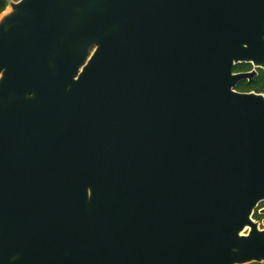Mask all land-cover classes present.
Here are the masks:
<instances>
[{
	"label": "water",
	"instance_id": "water-1",
	"mask_svg": "<svg viewBox=\"0 0 264 264\" xmlns=\"http://www.w3.org/2000/svg\"><path fill=\"white\" fill-rule=\"evenodd\" d=\"M6 7L0 264L264 263V0Z\"/></svg>",
	"mask_w": 264,
	"mask_h": 264
},
{
	"label": "trees",
	"instance_id": "trees-1",
	"mask_svg": "<svg viewBox=\"0 0 264 264\" xmlns=\"http://www.w3.org/2000/svg\"><path fill=\"white\" fill-rule=\"evenodd\" d=\"M7 4V0H0V12H2ZM252 66L251 64H237L234 66L233 70L236 72L239 71H247V70H251ZM242 86H246L248 89H240ZM236 90L238 91H243V92H250V91H254L257 93H264V69H258V74L256 75V77L254 78V80L252 82H248V81H241L237 86H236ZM261 206H258V208L255 210L254 214H253V218L256 220H260L264 217V215L260 214L258 212V209Z\"/></svg>",
	"mask_w": 264,
	"mask_h": 264
},
{
	"label": "rangeland",
	"instance_id": "rangeland-1",
	"mask_svg": "<svg viewBox=\"0 0 264 264\" xmlns=\"http://www.w3.org/2000/svg\"><path fill=\"white\" fill-rule=\"evenodd\" d=\"M7 8V7H6ZM6 10V9H5ZM240 89H248L246 86H242ZM259 206H261L260 208H262V207H264V201L263 202H261L260 204H259ZM264 218V217H263ZM256 220V219H255ZM259 221V227L260 228H263L264 227V225L262 224V219H260V220H258ZM244 232H247V230H245ZM256 264H264L263 262H259V263H256Z\"/></svg>",
	"mask_w": 264,
	"mask_h": 264
},
{
	"label": "flooded vegetation",
	"instance_id": "flooded-vegetation-1",
	"mask_svg": "<svg viewBox=\"0 0 264 264\" xmlns=\"http://www.w3.org/2000/svg\"><path fill=\"white\" fill-rule=\"evenodd\" d=\"M248 71V70H247ZM247 81V80H246Z\"/></svg>",
	"mask_w": 264,
	"mask_h": 264
}]
</instances>
